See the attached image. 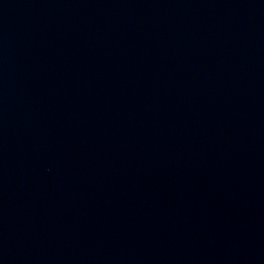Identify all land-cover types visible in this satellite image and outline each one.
Wrapping results in <instances>:
<instances>
[{
  "label": "water",
  "instance_id": "95a60500",
  "mask_svg": "<svg viewBox=\"0 0 264 264\" xmlns=\"http://www.w3.org/2000/svg\"><path fill=\"white\" fill-rule=\"evenodd\" d=\"M0 264H264V0H0Z\"/></svg>",
  "mask_w": 264,
  "mask_h": 264
}]
</instances>
